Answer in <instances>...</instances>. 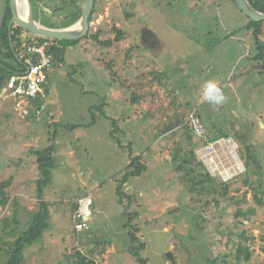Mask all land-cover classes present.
I'll return each mask as SVG.
<instances>
[{
  "label": "rangeland",
  "instance_id": "1",
  "mask_svg": "<svg viewBox=\"0 0 264 264\" xmlns=\"http://www.w3.org/2000/svg\"><path fill=\"white\" fill-rule=\"evenodd\" d=\"M33 1L44 23H58L73 5ZM43 8L51 14L39 15ZM2 11L0 0V20ZM246 24L227 0H98L89 34L100 32L98 40L111 45L83 38L59 48L64 61L53 60L41 102V120L55 119L58 126L22 119L12 101H0V183L13 178L9 200L23 181L28 191L37 187L23 179L39 176L25 171L35 164L33 152L50 147L58 169L53 189L44 192V199L55 200L48 229L25 251L23 264H73L66 259L76 250H94L96 264H172L168 253L175 264H264V61L255 59ZM259 39L264 55V24ZM207 81L223 89V105L203 102ZM194 111L207 119L206 135L220 128L236 142L244 167L230 180L211 175L217 191L210 195L198 184L208 170L197 157L192 162L184 129ZM176 119L182 123L161 136ZM55 135L71 145H55ZM137 158L143 169L132 176ZM60 162L73 175H64ZM224 182L229 201L218 195ZM75 196L91 199L88 228L75 229L78 234L66 208ZM28 197L30 211H37L36 194ZM8 203L0 207V264L7 260L2 248L27 227L24 212Z\"/></svg>",
  "mask_w": 264,
  "mask_h": 264
},
{
  "label": "trees",
  "instance_id": "2",
  "mask_svg": "<svg viewBox=\"0 0 264 264\" xmlns=\"http://www.w3.org/2000/svg\"><path fill=\"white\" fill-rule=\"evenodd\" d=\"M79 1L72 0L73 5H72V9L69 11V13L64 15L63 18H60L58 23H52V24L46 23L47 26H49L51 28H60V27L64 28V27H67V26L75 23L80 18V14H81L82 3ZM227 1L229 3H231L235 7V9L238 10L242 14V12L238 9V7L235 5L233 0H227ZM248 1L255 10H257L260 13H264V0H248ZM97 2H98V0L95 1V5L93 8L92 15L89 18V22L92 20V16L95 12ZM3 3H4V11H2L3 12L2 18L0 20V89L3 87L5 82L9 79V77L13 73L20 72L23 69L22 63H20L16 60L15 54H17V55H19L21 53L23 54L26 51V47L29 46L34 41L45 40L44 38L31 37V36L29 38H23V30L21 28H19L18 26H13L11 29V42H12V44H10L9 32H8V22L11 19L9 0H3ZM243 17L246 19V22H247L245 30L247 32H251L253 42H254V46H256L258 53L259 52L261 53V51H260L261 48L259 46L260 45L259 37L262 34V26H263L264 22H258V23L252 22L246 16L243 15ZM99 34H100V32H98L95 35L89 34L84 39H91V40L95 41L96 43H98V45L110 46L111 42L108 41V42L102 43L98 40ZM118 35H119V37H118V39H119L121 36V33L119 31H118ZM49 41L51 44L49 52L51 53L53 60H57L58 62H63L64 61L63 58L60 57L61 56L60 51H62V50L59 49L58 47H56L55 41H52V40H49ZM64 42L66 45L67 44H73L74 45L75 43H77V41H74V42L64 41ZM64 42H61L60 45H63ZM11 47L13 48V50ZM258 53H257L255 59L259 60V61L260 60L264 61L263 53H261V55ZM13 65H15L18 68V70L19 69L20 70L18 71L15 68H13ZM47 94H48V87H47ZM133 101H135V100L133 99ZM32 103L36 104V103H38V101L35 100ZM36 106L38 107L40 105L37 104ZM31 109H32V106H31ZM194 112L201 118L202 123H204L203 127H207V119L204 117H201L197 111H194ZM32 113H34V111H32ZM184 127H185L184 129H186V135H187L188 143L191 144L193 147V150H191V152H190L192 162L196 161V155H195L194 150L201 147V145L203 143H205L206 140L215 141V140L221 139V138H224V139L231 138L229 135L224 133L222 131V129L218 128V132L212 133L210 135H205L206 139H202V140L200 139L199 140V139L195 138L193 136V134L191 133V128H190L189 124H186ZM50 149L51 148L49 147V148H47L41 152L35 151L32 153V155L34 157H36L35 158V165L37 166L38 175H39V178L36 181L38 210L34 213L28 214L29 217H28V220L26 222L27 227L23 231L19 232L20 235L18 236V238L13 243L7 245V249L4 250L2 248L3 254H6V256H7V260L4 264H23L26 261L27 255H28L25 253V251L26 250L30 251L31 250L30 248L35 246V244L39 240H41L44 232L48 229V225H49L48 220L50 217L49 207H51L50 205L52 203L44 200V197H43L44 191L43 190L46 189L51 184V181H52V175L51 174H52V170L55 168L53 165V156H52V154H50ZM185 163H187L188 165L190 164V162H187V161H185ZM199 163L201 164L200 161H199ZM131 165L135 169V172H131L132 176H139L142 169H143L142 168L143 166L140 164V159L137 158V160H133V162H131ZM201 177L198 180V184L200 185L201 189L205 192V194L210 195L211 193H216L217 190L215 189V187L213 185L214 182L212 181L213 180L212 176L208 173V174L203 175ZM11 179L12 178H10L7 181L0 183V207H5L9 201L8 192L6 190L9 189L11 184H12ZM125 182L126 181H122V185ZM206 182H208L210 184V186H209V184L207 185ZM224 183L225 184H222L223 187L220 190V192L218 191V195L223 200L229 201V200H231V198L230 197L224 198V193L229 190L230 184H226V182H224ZM79 197L80 196H75V198H70V200H68L66 203V207H67L68 213H69L68 216H69L70 220L72 221V224L74 222V217H75L77 209H78L77 200ZM214 202L216 203V201H214ZM206 205H207V203H206ZM204 207L205 206H201L200 208L205 209ZM189 210H191V209L189 208ZM235 215H239V214L236 213ZM20 226H23V224L21 223ZM73 230H75L74 227H73ZM14 233H16V231ZM74 233L78 234L76 230L74 231ZM240 238L245 240L243 235H241ZM237 251L239 254H241L244 251L246 259L248 258L247 248H243L241 245H239V247L237 248ZM135 256H137V254H135ZM72 258H73V260H69V258L66 259V263H68V262L69 263L72 262L73 264H96L97 263V261L94 257V250H92L86 254H83L80 251L76 250L75 253L73 254ZM209 262H210V264L218 263V261L215 262V261H210V260H209ZM141 264H145V262L142 261Z\"/></svg>",
  "mask_w": 264,
  "mask_h": 264
},
{
  "label": "built area",
  "instance_id": "3",
  "mask_svg": "<svg viewBox=\"0 0 264 264\" xmlns=\"http://www.w3.org/2000/svg\"><path fill=\"white\" fill-rule=\"evenodd\" d=\"M50 46V41L47 39L34 41L27 46L26 51L19 56L23 69L13 73L0 89V101H12L14 109L22 119L28 117V110H30L32 102L36 100L41 103L47 98L49 76L53 71V57L49 52ZM42 109L44 106H40L37 112ZM186 123L190 125L191 133L195 138L206 139L202 120L195 112L190 114ZM226 152L231 153L234 164L225 165ZM195 153L198 161L204 164L210 175L219 173L224 177L226 169L228 172H237L234 175L236 176L244 170L238 154V145L231 138H221L215 141L206 140L201 147L196 149ZM226 179H229L228 176ZM91 215V199L82 197L78 200L74 228L79 232L87 230Z\"/></svg>",
  "mask_w": 264,
  "mask_h": 264
},
{
  "label": "water",
  "instance_id": "4",
  "mask_svg": "<svg viewBox=\"0 0 264 264\" xmlns=\"http://www.w3.org/2000/svg\"><path fill=\"white\" fill-rule=\"evenodd\" d=\"M95 1L96 0L83 1L80 18L72 25L64 28H51L41 24L35 18V12L31 0H9L11 19L8 22V32L10 44H12L11 29L13 26H18L24 31L23 38H28L30 36L38 37L52 40L57 43L64 41L74 42L85 38L89 35V18L92 15ZM233 2L242 14L252 22H264V13L255 10L248 0H233ZM21 4L24 6L25 14L23 13ZM43 9L49 12L46 8ZM15 58L18 62L22 63L18 55L15 54ZM181 123L182 122L177 119L169 123L163 130H161V136L172 133ZM167 258H169L168 260H170L172 264H175L170 253L167 254Z\"/></svg>",
  "mask_w": 264,
  "mask_h": 264
},
{
  "label": "crops",
  "instance_id": "5",
  "mask_svg": "<svg viewBox=\"0 0 264 264\" xmlns=\"http://www.w3.org/2000/svg\"><path fill=\"white\" fill-rule=\"evenodd\" d=\"M35 18H36V16H35ZM37 19V18H36ZM42 23H43V21H41ZM61 28V27H60ZM23 33H24V31H23ZM29 38V37H28ZM81 40H83V39H80V40H78V41H81ZM77 41V42H78ZM61 43V42H60ZM60 43H57V42H55V44H56V47H58V48H61V46L62 45H60ZM17 55V54H16ZM20 55H22V53L21 54H19L18 56H20ZM61 57L63 58V55H61ZM64 60V59H63ZM64 65H65V63H63ZM67 66V65H66ZM65 66V67H66ZM13 68H15L16 70H18V68L15 66V65H13ZM20 70V69H19ZM18 70V71H19ZM157 79V78H156ZM5 103H8V101L7 102H5ZM37 104H39L40 106H41V103H36V104H33L32 105V109L30 108V110H28V113H29V115H28V117H26V118H23V119H26V120H29V121H31V122H33V123H36V122H41V121H45V123H47L48 121L49 122H51V124H53V125H57V122H56V120L54 119H46V120H41L42 119V115L44 114V112H42V110H40L39 112H37L40 108V106H36ZM107 107H105V109H106ZM36 109V110H35ZM12 110H14V114L16 113L17 115H18V112L14 109V107H13V104H12ZM32 111H34V113H32ZM36 112V113H35ZM110 112L111 111H107V114H110ZM45 113H47V112H45ZM53 116L54 115H56V114H52ZM19 116V115H18ZM38 117V118H37ZM37 118V119H36ZM113 120H114V122H116V115H113ZM169 123H171V121L170 122H168V124ZM167 124V125H168ZM167 125H164L163 126V129L167 126ZM32 126H34V124L32 125ZM58 126V125H57ZM67 129H69V128H66V130ZM73 129V128H72ZM163 129H161V130H163ZM109 130H111L112 131V129L111 128H109ZM59 131H61V130H59ZM63 131V130H62ZM65 131V130H64ZM60 135V134H59ZM59 135H55L54 136V138H52V141L54 142V144L55 145H59L60 147L62 146V145H66L67 144V146H70L71 145V143H72V141H70V142H67V143H63V140H56V137L57 136H59ZM107 138V137H106ZM74 141V140H73ZM53 145V144H52ZM72 154V152L71 151H69L68 152V156H70ZM53 156V155H52ZM134 157H138V155H135ZM61 163V166H65L64 164H65V162H60ZM65 169H66V171H64V175H66V173L67 174H72L73 175V170L72 169H70V168H67L66 166L64 167ZM26 170V172H28V171H30L29 173L31 174V175H33V173H34V171H36V174H37V176H38V170H37V166L34 164V165H32L31 167H26L25 168ZM58 169H56V168H54L53 170H52V179H53V181H54V173L57 171ZM33 176H36V175H33ZM33 176L31 177V178H23L24 180H28L29 182H31V183H33V184H36V181L38 180V178H39V176L38 177H36V179H34L33 178ZM73 180V179H72ZM75 180V179H74ZM78 177H77V179L75 180V185H76V188L77 187H79L78 185H79V183H78ZM55 182V181H54ZM13 178H12V184H11V186H10V188L9 189H11L13 186ZM54 185V183H52V181H51V184L46 188V189H44L43 191L46 193V192H49V191H51L52 189H53V186ZM19 191H20V194L19 195H14V197H13V199L10 201L9 200V202L10 203H8V205H11L12 207L14 206V209L15 208H18L19 209V211L21 212V213H23V216H25L27 219H24V221H26L27 222V220H28V214H30V213H34V212H31L30 210V203H29V197L28 196H30V195H33L34 193L36 194V200H38L37 199V187H35V188H31L29 191H28V184H26V181H23L22 182V184H20V188H19ZM44 192H43V197H44ZM51 193H53V192H51ZM17 196H19V197H17ZM54 199V198H53ZM53 199H51V201H52V203L55 201V200H53ZM44 200H46L47 201V199L45 198ZM49 201H50V199H49ZM21 204H20V203ZM29 203V204H28ZM27 205V209L29 210H27V209H25V207L24 206H26ZM22 207H24L23 209H20V208H22ZM67 208V207H66ZM38 210V209H37ZM36 212V211H35ZM5 224V223H4ZM11 225V224H10ZM23 226H24V224H23ZM23 226L22 227H20L19 228V231L23 228ZM16 228V227H15ZM11 229V228H10ZM14 232H15V230H12V231H10L9 233L10 234H14ZM14 238V240L13 241H15L17 238H18V236L16 235V236H14L13 237ZM82 241H85L83 238H82ZM4 249V248H3Z\"/></svg>",
  "mask_w": 264,
  "mask_h": 264
},
{
  "label": "clouds",
  "instance_id": "6",
  "mask_svg": "<svg viewBox=\"0 0 264 264\" xmlns=\"http://www.w3.org/2000/svg\"><path fill=\"white\" fill-rule=\"evenodd\" d=\"M202 100L209 105L219 106L226 102L227 97L215 81H207L203 89Z\"/></svg>",
  "mask_w": 264,
  "mask_h": 264
},
{
  "label": "bare ground",
  "instance_id": "7",
  "mask_svg": "<svg viewBox=\"0 0 264 264\" xmlns=\"http://www.w3.org/2000/svg\"><path fill=\"white\" fill-rule=\"evenodd\" d=\"M21 7H22V10H23V13L25 14V9H24V6H23V4H21ZM223 147H224V145H223ZM230 148H231V145L229 146ZM231 150H232V148H231ZM224 162H225V165H228V164H234L235 162H234V160H233V158H232V155H231V153L230 152H226L225 153V159H224ZM224 166V165H223ZM225 167V166H224ZM225 171H226V174L224 175V177L226 178L227 176H228V178H230V177H233L235 174H237V172H228L226 169H225ZM237 171H239V170H237Z\"/></svg>",
  "mask_w": 264,
  "mask_h": 264
},
{
  "label": "flooded vegetation",
  "instance_id": "8",
  "mask_svg": "<svg viewBox=\"0 0 264 264\" xmlns=\"http://www.w3.org/2000/svg\"><path fill=\"white\" fill-rule=\"evenodd\" d=\"M32 2L34 3V1H33V0H32ZM33 3H32V4H33ZM34 4H35V3H34ZM44 11H45V10H44V9H42V10L40 11V13H38V14H39V15H41V12H42V15H43V13H45ZM47 12H48V11H47ZM48 13H49V14H51V11H49ZM42 15H41V16H42ZM43 16H44V15H43ZM51 16H52V15H50L49 19H52V17H51ZM37 20H38V17H37ZM38 21H39V20H38ZM39 22H40L41 24H43V25L47 26L46 22H45V23H44V22L42 23L41 21H39ZM48 23H49V24H52L51 22H48ZM47 27H49V26H47Z\"/></svg>",
  "mask_w": 264,
  "mask_h": 264
}]
</instances>
